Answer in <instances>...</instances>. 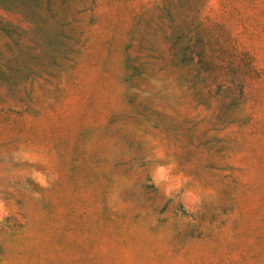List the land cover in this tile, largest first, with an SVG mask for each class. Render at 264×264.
Here are the masks:
<instances>
[{
	"label": "rangeland",
	"instance_id": "rangeland-1",
	"mask_svg": "<svg viewBox=\"0 0 264 264\" xmlns=\"http://www.w3.org/2000/svg\"><path fill=\"white\" fill-rule=\"evenodd\" d=\"M0 264H264V0H0Z\"/></svg>",
	"mask_w": 264,
	"mask_h": 264
}]
</instances>
